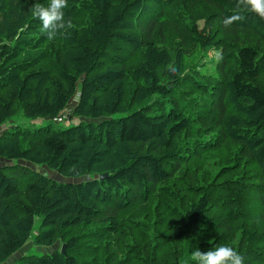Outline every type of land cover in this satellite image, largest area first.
Wrapping results in <instances>:
<instances>
[{"label": "trees", "instance_id": "trees-1", "mask_svg": "<svg viewBox=\"0 0 264 264\" xmlns=\"http://www.w3.org/2000/svg\"><path fill=\"white\" fill-rule=\"evenodd\" d=\"M37 2L0 0V126L74 100L71 118H107L0 135V263L40 217L35 243L67 254L16 264H196L218 245L264 264V20L226 28L235 0H68L49 40Z\"/></svg>", "mask_w": 264, "mask_h": 264}, {"label": "clouds", "instance_id": "clouds-1", "mask_svg": "<svg viewBox=\"0 0 264 264\" xmlns=\"http://www.w3.org/2000/svg\"><path fill=\"white\" fill-rule=\"evenodd\" d=\"M67 7L68 0H47L46 4L37 2L30 9L31 16L40 21V32L49 40L67 33L72 28L71 20L65 19L64 10ZM242 10L254 13L264 20V0H235L233 13L224 18V26L231 27L243 19ZM190 259L196 264H244V257L228 245H218L206 252L197 249L191 253Z\"/></svg>", "mask_w": 264, "mask_h": 264}, {"label": "rangeland", "instance_id": "rangeland-1", "mask_svg": "<svg viewBox=\"0 0 264 264\" xmlns=\"http://www.w3.org/2000/svg\"><path fill=\"white\" fill-rule=\"evenodd\" d=\"M75 104V100L71 101L68 105V107L64 110L66 111V113L68 114V117L62 121V122H55L53 120L50 119H30L27 118L26 116H24V114L22 112L18 113L17 115H15L14 117H12L11 119L7 120L5 124L0 126V135L7 129L10 127H13L15 125H22L25 127H31V128H38L41 126H46L48 124H52L55 129H67L71 126H75L81 122H94V123H99L102 120L106 119L107 117H102V118H87V117H78L75 116L73 118L70 117L71 113H72V109L74 107ZM63 111V112H64ZM125 114L123 113H116L113 114L111 117L112 118H118L121 116H124ZM8 160L4 159V158H0V166L6 164V163H10L7 162ZM25 165L31 167L33 170H37L38 172L58 181L61 183H65V182H81V181H85L88 178H91V175H82V176H65L63 174H60L59 172H57L54 169H51L49 167H47L44 164L41 165H28L27 163L24 162ZM41 218L40 217H36L35 219V225L32 231V235L29 238V241L22 247L20 248L17 252L14 253V255L7 260L4 263H0V264H16L19 263L22 258L24 256L27 255H45V254H51L53 253L55 250H59L61 249V247L63 246L62 241H58L53 245H38L35 243V236L37 235V233L40 231L41 229Z\"/></svg>", "mask_w": 264, "mask_h": 264}, {"label": "built area", "instance_id": "built-area-1", "mask_svg": "<svg viewBox=\"0 0 264 264\" xmlns=\"http://www.w3.org/2000/svg\"><path fill=\"white\" fill-rule=\"evenodd\" d=\"M67 117H68V114L66 113V111H64V112H61L57 118H54L53 121H55V122H62Z\"/></svg>", "mask_w": 264, "mask_h": 264}, {"label": "water", "instance_id": "water-1", "mask_svg": "<svg viewBox=\"0 0 264 264\" xmlns=\"http://www.w3.org/2000/svg\"><path fill=\"white\" fill-rule=\"evenodd\" d=\"M108 176V174H102L100 176L101 179H105L106 177ZM61 253L63 254H67V251H66V244H63V246L61 247V250H60Z\"/></svg>", "mask_w": 264, "mask_h": 264}]
</instances>
